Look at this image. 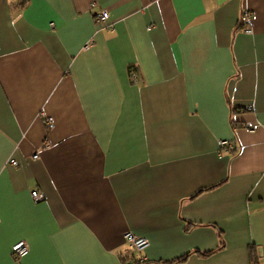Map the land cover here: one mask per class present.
Returning <instances> with one entry per match:
<instances>
[{
    "label": "crops",
    "instance_id": "1",
    "mask_svg": "<svg viewBox=\"0 0 264 264\" xmlns=\"http://www.w3.org/2000/svg\"><path fill=\"white\" fill-rule=\"evenodd\" d=\"M126 232L264 264V0H0V264H123Z\"/></svg>",
    "mask_w": 264,
    "mask_h": 264
},
{
    "label": "built area",
    "instance_id": "2",
    "mask_svg": "<svg viewBox=\"0 0 264 264\" xmlns=\"http://www.w3.org/2000/svg\"><path fill=\"white\" fill-rule=\"evenodd\" d=\"M95 23L98 25L99 29L112 30L113 25L108 23V12L106 9L98 8L97 11L92 13ZM250 20V13L247 10L242 11L239 18V23L243 25H248ZM243 31L245 33H252V29L250 27H244ZM42 116V122L44 126L49 130L54 126L53 119L50 116H46L42 111L40 112ZM218 147L221 150H226L230 153H235L238 151V145L230 140H219ZM33 158L38 157V153L36 152L32 156ZM9 164L15 165L16 162L13 159L8 160ZM30 196L34 201H39L43 198V194L36 189H32L30 191ZM124 241L127 244L132 255L137 256L140 261H143L144 258L141 256V252L148 246V241L146 238L142 236L135 235L132 232H126L124 234ZM29 251L28 244L24 240H20L14 243L11 246V253L14 259L20 260L24 257ZM124 264H131V262L126 261Z\"/></svg>",
    "mask_w": 264,
    "mask_h": 264
},
{
    "label": "trees",
    "instance_id": "3",
    "mask_svg": "<svg viewBox=\"0 0 264 264\" xmlns=\"http://www.w3.org/2000/svg\"><path fill=\"white\" fill-rule=\"evenodd\" d=\"M25 1H26V0H20V2H21L22 4H24ZM209 253H210V252H208L207 254H209ZM207 254H205V255H207ZM251 258H252V256H251ZM182 259H183V258H181V260H182ZM181 260H180V261H181ZM126 261L131 262V264H143V261H140V259H139L137 256L132 255L131 252H130V255L127 257V259H125V260L123 261V264H124Z\"/></svg>",
    "mask_w": 264,
    "mask_h": 264
}]
</instances>
